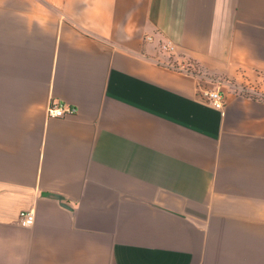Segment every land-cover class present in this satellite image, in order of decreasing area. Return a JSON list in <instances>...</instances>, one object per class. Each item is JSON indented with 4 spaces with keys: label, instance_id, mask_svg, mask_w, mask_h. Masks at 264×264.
<instances>
[{
    "label": "crops",
    "instance_id": "crops-1",
    "mask_svg": "<svg viewBox=\"0 0 264 264\" xmlns=\"http://www.w3.org/2000/svg\"><path fill=\"white\" fill-rule=\"evenodd\" d=\"M261 97L264 0H0V264H264Z\"/></svg>",
    "mask_w": 264,
    "mask_h": 264
},
{
    "label": "built area",
    "instance_id": "built-area-1",
    "mask_svg": "<svg viewBox=\"0 0 264 264\" xmlns=\"http://www.w3.org/2000/svg\"><path fill=\"white\" fill-rule=\"evenodd\" d=\"M146 41H152L151 36L145 38ZM160 50L168 55H175L176 50L175 46L171 41L161 42L159 45ZM179 71H184V68H175ZM217 87V86H216ZM196 98L199 101L204 102L211 108L222 111L225 106L226 98L223 93L218 89H207L204 87H199L196 93ZM76 113L74 107H62L49 105L47 108V117L48 118H62L68 115H73ZM34 222V212L33 211H21L18 214V225L20 227H30Z\"/></svg>",
    "mask_w": 264,
    "mask_h": 264
},
{
    "label": "water",
    "instance_id": "water-1",
    "mask_svg": "<svg viewBox=\"0 0 264 264\" xmlns=\"http://www.w3.org/2000/svg\"><path fill=\"white\" fill-rule=\"evenodd\" d=\"M54 199H56V200H61L60 198H56V197H55Z\"/></svg>",
    "mask_w": 264,
    "mask_h": 264
},
{
    "label": "trees",
    "instance_id": "trees-1",
    "mask_svg": "<svg viewBox=\"0 0 264 264\" xmlns=\"http://www.w3.org/2000/svg\"><path fill=\"white\" fill-rule=\"evenodd\" d=\"M261 99L264 100L263 97H261Z\"/></svg>",
    "mask_w": 264,
    "mask_h": 264
},
{
    "label": "rangeland",
    "instance_id": "rangeland-1",
    "mask_svg": "<svg viewBox=\"0 0 264 264\" xmlns=\"http://www.w3.org/2000/svg\"><path fill=\"white\" fill-rule=\"evenodd\" d=\"M242 92H244V91H242Z\"/></svg>",
    "mask_w": 264,
    "mask_h": 264
}]
</instances>
